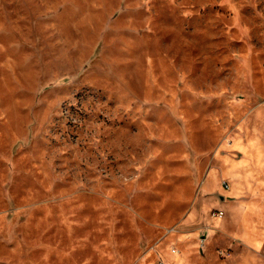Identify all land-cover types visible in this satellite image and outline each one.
<instances>
[{
    "label": "rangeland",
    "instance_id": "1",
    "mask_svg": "<svg viewBox=\"0 0 264 264\" xmlns=\"http://www.w3.org/2000/svg\"><path fill=\"white\" fill-rule=\"evenodd\" d=\"M159 261L264 264V0H0V264Z\"/></svg>",
    "mask_w": 264,
    "mask_h": 264
},
{
    "label": "built area",
    "instance_id": "2",
    "mask_svg": "<svg viewBox=\"0 0 264 264\" xmlns=\"http://www.w3.org/2000/svg\"><path fill=\"white\" fill-rule=\"evenodd\" d=\"M222 184H223L224 186H227V185H228L227 180L223 179V180H222ZM215 214L218 215V216H221V215H223V210L218 209V210L215 211ZM158 264H165V262H164V261H159Z\"/></svg>",
    "mask_w": 264,
    "mask_h": 264
},
{
    "label": "bare ground",
    "instance_id": "3",
    "mask_svg": "<svg viewBox=\"0 0 264 264\" xmlns=\"http://www.w3.org/2000/svg\"><path fill=\"white\" fill-rule=\"evenodd\" d=\"M215 216H216V215H215ZM217 217H219V216H217ZM172 251H173V252H176L177 250H176L175 247H173V248H172Z\"/></svg>",
    "mask_w": 264,
    "mask_h": 264
},
{
    "label": "crops",
    "instance_id": "4",
    "mask_svg": "<svg viewBox=\"0 0 264 264\" xmlns=\"http://www.w3.org/2000/svg\"><path fill=\"white\" fill-rule=\"evenodd\" d=\"M205 204H203V206H204Z\"/></svg>",
    "mask_w": 264,
    "mask_h": 264
}]
</instances>
